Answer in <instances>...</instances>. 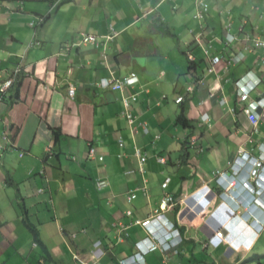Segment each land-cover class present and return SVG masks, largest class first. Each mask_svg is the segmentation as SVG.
<instances>
[{"label": "crops", "instance_id": "obj_1", "mask_svg": "<svg viewBox=\"0 0 264 264\" xmlns=\"http://www.w3.org/2000/svg\"><path fill=\"white\" fill-rule=\"evenodd\" d=\"M204 1L209 7L197 19V0H0V54L6 55L0 76L20 60L24 68L20 86L0 103V138L7 131L13 142L0 160V264H119L146 234L133 226L119 241L116 225L146 218L165 191L179 200L171 218L183 236L167 263L264 264V209L250 203L249 189L240 185L224 195L216 182L219 174L229 177L240 149L264 164V83L249 85L247 100L236 84L250 72L264 77V48L244 51L252 38L264 39V23L253 30L251 21L261 19L264 6ZM45 15L36 29L33 22ZM227 26L237 38L228 48ZM111 28L119 35L104 43ZM87 35L97 43L82 42ZM33 40L40 44L30 46ZM204 48L222 57L215 73L207 71ZM239 51L243 62L226 69ZM188 52L196 57L193 68L181 56ZM111 71L139 77L124 94H137L130 110L149 134L133 130L123 116L121 94L105 86ZM190 85L195 90L187 95ZM261 101L254 128L244 109ZM135 150L147 154L148 196L130 202L144 179L128 173L138 168ZM100 179L107 188H98ZM201 249L209 260H201ZM162 258L145 256L146 264Z\"/></svg>", "mask_w": 264, "mask_h": 264}, {"label": "built area", "instance_id": "obj_2", "mask_svg": "<svg viewBox=\"0 0 264 264\" xmlns=\"http://www.w3.org/2000/svg\"><path fill=\"white\" fill-rule=\"evenodd\" d=\"M197 5L198 13L196 15V18L203 19V15L207 11L209 6L204 0H197ZM261 17L264 18V13L261 15ZM47 18L48 15L38 16L37 19L33 22L35 28L37 29L42 24H44ZM248 21V19L243 20L244 26L248 24ZM229 29H231L229 28V26L225 27V38L222 39L226 48L233 44L237 39L235 35H232L229 32ZM256 29H258V26H253V30ZM118 35L119 32L111 28V33L104 37V43L113 40ZM245 37L247 38H245L246 41L250 40L249 34H246ZM82 42L96 44L97 38L95 36L87 35L84 36ZM251 42L252 43L249 46L247 45V47H245L244 51H248L249 48L255 47L264 48V39L261 37L252 38ZM39 44L40 43L38 41L35 42L33 40L30 46H35ZM68 46L74 45L71 44ZM209 48H204L203 52L206 59L209 60L207 71L208 73L212 74L215 73L217 71V68L222 64V57L220 55L212 56ZM244 51H239L236 55L232 56L225 64L226 69L231 67L233 64L243 62L245 54ZM187 59L190 63L194 64L196 62V57L191 52L187 53ZM262 63L264 65V58L262 59ZM23 71L24 68L22 66V60H20L18 64L15 65L12 72H9L7 74L6 78L0 76V103L4 102L9 98L12 91L21 81L23 77ZM252 73L250 72L246 76H243L242 78L236 81L240 98L242 100H247L251 90L258 86L261 82L264 83V77L260 79L257 76H254L255 74L253 75ZM138 82L139 77L134 72L129 75L117 76L114 71H111L109 76L105 79V86H108V88H110L112 91L119 92L121 94L122 102L124 105L123 116L127 119L129 125L134 128L133 130H137L135 128L142 127L143 132L149 134V129L146 126H144L143 124H136V117L130 110L132 102L137 101V94H133L131 96H127L126 94H124L126 88L132 87ZM249 85H251V90L248 89ZM194 90L195 88L193 85L187 87V95L194 93ZM75 93V88H70L68 90V95L71 98H74ZM184 100V96H179L176 99V102L182 103ZM261 104L262 101L257 103L253 102L244 109V112L248 116V119L254 128H257L259 125L260 116L258 115L257 110L260 108ZM201 121L207 123L209 121L208 115L203 114L201 116ZM196 141L197 138L194 137L191 139L190 144L194 146L196 145ZM119 142L120 146L123 147L124 143L122 138H120ZM12 146V137H10V134L7 131H4L0 138V160L4 155V152L10 149ZM94 156L95 150L90 145L89 157L93 158ZM135 156L137 157V160L139 162L138 168L137 170L128 171V173L133 174L138 171L143 177L145 173L144 165L147 161V154H145L141 150H135ZM98 159L100 161H103L102 156H100ZM157 159L160 163H166L165 157L158 156ZM223 176L221 174L217 175L216 182L219 188L222 189V193L224 195L231 196L232 193L235 191L236 187L241 185L249 189L251 193L256 195L255 202L257 203V205L264 207V201L262 198V195L264 194V164L262 161L250 157V155L244 149H240L238 158L235 161V164L231 167V173L229 177L227 179H223ZM168 183L169 181H166L162 184V189L164 191L168 188ZM108 185L109 184L107 180L100 179L97 181V186L99 189H105L108 187ZM138 191H142L143 196H148V181L145 178L143 179V184L128 195V200L130 202L137 198ZM178 204L179 200L172 193L165 191L159 206L156 208H152L146 218L132 219V211H126L125 215L131 218V221L129 224L118 223L116 225L118 240L122 241L126 239L129 236L128 229L133 226H138L142 230H144L146 237L136 243L137 251L133 255L122 259L119 264H146L145 256L154 252H160L163 256L162 264H167L168 256L171 255V252H174L176 254L179 253V248L183 243V236L177 223L171 218V215L175 212Z\"/></svg>", "mask_w": 264, "mask_h": 264}, {"label": "rangeland", "instance_id": "obj_3", "mask_svg": "<svg viewBox=\"0 0 264 264\" xmlns=\"http://www.w3.org/2000/svg\"><path fill=\"white\" fill-rule=\"evenodd\" d=\"M260 1H262V2H260ZM251 6H254L255 7V9H258L259 8V6L258 5H262V6H264V0H251ZM13 2L10 4L12 7H13ZM264 12V10H262V13ZM261 13V14H262ZM245 14H249V11L247 10V11H245L244 13H242V15H245ZM237 18V17H236ZM256 18V19H255ZM246 19V18H245ZM262 19H264V18H262L261 17V19L259 18V16H255V15H253L252 16V18H251V21H252V23L254 24V25H259L260 23H264V21L262 20ZM257 23H259V24H257ZM259 27V26H258ZM163 37H161V38H166V40H170L168 37H166L165 35H162ZM0 56H1V58H6V55L5 54H0ZM181 56H182V58H183V60H185V62L188 64V60L186 59V57H184L182 54H181ZM152 59H151V62H150V66L152 65V63H154L155 65H156V62H157V60H158V58L156 59V61L154 62V59L153 58H155V57H151ZM182 81H184V80H182ZM140 186V185H139ZM138 196H143V192L142 191H138L137 192V197ZM200 254H201V260H204V261H207V260H209V256H208V254H207V252L206 251H204V249H201L200 250ZM167 264H170V263H167Z\"/></svg>", "mask_w": 264, "mask_h": 264}, {"label": "trees", "instance_id": "obj_4", "mask_svg": "<svg viewBox=\"0 0 264 264\" xmlns=\"http://www.w3.org/2000/svg\"><path fill=\"white\" fill-rule=\"evenodd\" d=\"M165 32H166L167 34H169V35H172V33L170 32L169 28H166V29H165ZM194 65H195V64L191 63L190 68H193ZM20 84H21V82H19V84L15 87V89H17L18 86H20ZM15 89H14V90H15ZM14 90H13V91H14ZM181 122H183L184 125H187V122H186L185 120L182 119ZM55 135L58 137V134H57V133H56ZM186 157H187V153H186L185 158H186ZM32 231H33V233H35V235L37 236L36 230H35V229H32Z\"/></svg>", "mask_w": 264, "mask_h": 264}, {"label": "clouds", "instance_id": "obj_5", "mask_svg": "<svg viewBox=\"0 0 264 264\" xmlns=\"http://www.w3.org/2000/svg\"><path fill=\"white\" fill-rule=\"evenodd\" d=\"M251 197H252V200L250 201V203L252 204V205H254L255 207H260V208H262V209H264V207H261V206H259V205H257V203L255 202V197H256V195L255 194H251ZM264 205V204H263Z\"/></svg>", "mask_w": 264, "mask_h": 264}]
</instances>
